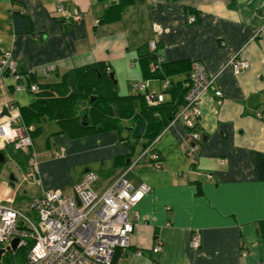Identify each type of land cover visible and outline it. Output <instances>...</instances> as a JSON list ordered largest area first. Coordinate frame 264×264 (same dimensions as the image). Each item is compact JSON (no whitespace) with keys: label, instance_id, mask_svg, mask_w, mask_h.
Returning <instances> with one entry per match:
<instances>
[{"label":"crops","instance_id":"obj_1","mask_svg":"<svg viewBox=\"0 0 264 264\" xmlns=\"http://www.w3.org/2000/svg\"><path fill=\"white\" fill-rule=\"evenodd\" d=\"M116 3L0 0V54L10 51L22 70L34 68L44 91H14L13 78L0 72V122L8 117L2 107L10 114L16 104L32 131L36 172L26 176L30 162L19 158L28 184L22 195L29 202L45 191L67 192L86 171L97 175L94 188L102 191L124 174L150 191L132 208L130 245L116 248L113 264H264V0H131L119 19L104 21ZM75 13L78 19L64 18ZM22 16L28 30H20ZM150 40L151 52L176 68L166 80L144 74L140 55L150 52ZM236 56L249 64L238 73L229 64ZM194 60L216 77L222 96L209 90L202 97L198 149L189 153V130L169 111L182 106ZM46 65L55 69L43 75ZM86 66L113 75L115 85L104 80L97 95L114 92L109 103L117 117L89 113L84 123L87 104L84 96L71 100L68 73ZM138 82L164 94L169 107L158 115L167 118L159 131L143 112L145 90H131ZM150 144L160 167L142 155ZM14 187L0 181V198L13 197V204Z\"/></svg>","mask_w":264,"mask_h":264},{"label":"built area","instance_id":"obj_2","mask_svg":"<svg viewBox=\"0 0 264 264\" xmlns=\"http://www.w3.org/2000/svg\"><path fill=\"white\" fill-rule=\"evenodd\" d=\"M58 11H62L58 7ZM67 19H78V14L64 15ZM194 21V17H190ZM150 51H154V40L147 42ZM158 62L162 59L158 56ZM235 73L246 69L248 62L238 56L229 61ZM55 69L54 65L41 67L43 75H48ZM107 68V72H109ZM0 72L13 78V90L38 91V82L31 78L36 74L34 68L21 69L12 57L10 51L0 54ZM215 76L205 71L202 62L194 60L189 73L188 90L184 95L182 107L175 112L172 119L181 118L189 130V153L198 149L200 134L197 131L201 118L200 102L204 94L211 90L215 97L222 96L216 86ZM167 86V85H166ZM146 89V84H132V92ZM145 100L151 104L164 101L162 92L146 91ZM221 100H218L220 103ZM9 110V109H8ZM10 115L0 122V150L7 146L28 154L32 150L31 127L20 124V113L16 104L10 106ZM148 153L155 167H160L158 153L153 150L152 144L142 151ZM60 155V152H56ZM30 168L26 176L32 177L36 172V163L30 157ZM133 165L129 168H131ZM97 175L92 171L83 173L79 182L64 192L59 189L45 191L41 196L28 202V210L32 218L26 216L19 208L12 206L13 197L0 198V249L1 254L14 253L31 241L25 260L22 264H113V255L116 248H126L130 245V234L134 224L130 219L132 208L150 191L146 183L133 187L124 174L119 175L102 191H97L94 184ZM79 202V204H78ZM33 220H36L35 223ZM17 238L16 250H6L11 241ZM200 235L193 232L190 242L198 247ZM160 246L154 247L158 252ZM13 264H18L17 262Z\"/></svg>","mask_w":264,"mask_h":264},{"label":"trees","instance_id":"obj_3","mask_svg":"<svg viewBox=\"0 0 264 264\" xmlns=\"http://www.w3.org/2000/svg\"><path fill=\"white\" fill-rule=\"evenodd\" d=\"M130 2H131V0H119V3L110 4L105 9V15L103 16V20L107 21V20L119 19L121 12L123 11V9L128 4H130ZM21 18L23 19V25L20 26V30H28V28H27L28 19L26 17H23V16ZM17 19L18 18L15 17V21H19V19L18 20ZM157 57H158L157 54L155 52H151V51L150 52L149 51L145 52V54L140 55V59L145 61L144 74H145V76L162 77V78H164L166 80V78H167V76L169 74L175 73L176 68H175V66L173 64L172 65L171 64H165L163 61L158 62ZM79 70H81L82 74H78L77 75V73H78L77 69L71 71L74 74L75 91L72 90V94H71L72 97L70 96V98H71V100L74 98L73 99L74 101H75V99L77 100L78 98L80 100V96H84V98H86V95H87L88 91H90L89 86L91 85V83L92 82H97V81L100 82V81L104 80L105 77H106V75H103V73L101 72L99 67L92 68L91 66H86V67H83L82 69H79ZM90 72H93L91 74L92 76L89 75ZM97 74L99 75L98 77H97ZM108 76H109V74H108ZM107 79L109 81H106V82H109L111 87H113V85H115V79L114 78H110V76ZM31 80L35 81L34 76L31 78ZM69 80L70 79L68 78V83H69ZM188 81H189V79H188ZM143 83H145V82H143ZM168 86H169V82L167 84V87ZM187 90H188V85H187L185 93L187 92ZM42 91H43V89L41 88V84L38 83V91L35 92L34 94H40ZM145 92H146V89H145ZM113 93L114 92L112 91V95H105V96L104 95H97L95 97H91V98H94V100L93 101L89 100V102L92 104L93 108H95L96 111L94 109H92L93 111H89V108H87L86 111L83 114L84 121H86L85 118H86V116L89 115V113H90L91 117H93V115L94 116L98 115V113L102 114L105 117L106 116L107 117H112V118L113 117H117L118 116V110L116 108V105H114L112 103H109V100L111 101V100H113V98H116V95L113 94ZM185 93H184V95H185ZM144 94H142V96H141L142 99L145 101V103H144L145 106H144L143 112H148L150 114V121H149L150 125L152 123H156V124L159 123L160 124V125L158 124V131H159V130H161L163 128V124L166 123V121H167L166 119L167 118H165L164 115H162V117L160 118V117H158V115H159V113L161 114V112L165 108L168 109L169 106H167L166 103H164V101L160 102V103H157V104H154V105H151L145 100ZM61 99L63 100L64 98H61ZM66 99L67 98H65V100H63V101L61 100L62 101L61 103L64 102L65 105L68 104L70 102V100L67 101ZM182 104H183V102H182ZM66 107H69V109H70V105L66 106ZM175 108H177V107L173 106V107L170 108V111H169L172 114V119L174 117L175 112H177V110H178V108L177 109H175ZM19 123L28 127V124H26L25 121H24V116L21 113V110H20V121H19ZM147 124L146 123L142 124V129L140 131L143 132L145 129H147ZM88 126H90V125H86L84 127H88ZM31 133H32V131H30V135H31V138H32V134ZM13 150H14L13 152L16 153L15 155L23 156V158L26 159V161H28V162L30 160V157L33 155V151L32 150L28 154H23L20 151L15 150V149H13ZM31 243L32 242L29 241L26 246L17 249L14 253L9 252L10 255L7 254L6 257H5V260L7 261V263H8V261H10L11 256L14 255L16 259H14L13 263L17 262L18 264H22L24 262V260H25L26 253H27L29 247L31 246Z\"/></svg>","mask_w":264,"mask_h":264},{"label":"rangeland","instance_id":"obj_4","mask_svg":"<svg viewBox=\"0 0 264 264\" xmlns=\"http://www.w3.org/2000/svg\"><path fill=\"white\" fill-rule=\"evenodd\" d=\"M105 81H109L107 78H109L108 73L105 74ZM99 75L97 74V77ZM96 79V78H95ZM97 81V82H92L91 85L89 86L90 91H88L86 98L84 99L85 103L87 104V108H89V111H93L92 109L95 110V108H93L92 104L89 102V100L91 99V97H95L97 96L98 92H99V88L103 85V81ZM91 109V110H90ZM86 111V109L84 110V112ZM96 111V110H95ZM86 120H88L86 118ZM86 121H84L85 123ZM147 146L144 148L146 149ZM11 146L8 149V151H14L13 149L11 150ZM6 151V161L2 164V168L0 169V181L4 180L6 183H10V176L12 175L15 179L14 181V191H17V199L15 200V202L13 204H11L12 206L16 207V208H20L23 213H25L26 216L32 218V214L31 212H29V210L27 209L28 207V195L27 196H23L22 194L24 193V190L26 189V186L28 185L27 182L24 180L23 175L25 174L24 172V168H25V163L24 162H20L19 158L23 156H19V155H15L16 153L13 154V156H10L9 152ZM35 223L37 222L36 220H33ZM9 253H6L3 257H2V264H13V261L15 258L14 255L11 256L10 261L5 260L6 255ZM10 255V254H9Z\"/></svg>","mask_w":264,"mask_h":264},{"label":"water","instance_id":"obj_5","mask_svg":"<svg viewBox=\"0 0 264 264\" xmlns=\"http://www.w3.org/2000/svg\"><path fill=\"white\" fill-rule=\"evenodd\" d=\"M110 76V78H113V75L112 74H110L109 75ZM69 85H70V87L72 88V90L73 91H75V84H74V74H73V72H70L69 73ZM94 100V98H91L90 99V101H93ZM3 115H7V116H9L10 114H9V112H8V109H7V107H2V111H1V116H3ZM6 161V157H5V154H4V152H3V150H0V164H2V163H4ZM10 180H11V184L12 185H14V177L11 175L10 176ZM78 204H79V202H78ZM17 243H18V239L17 238H15V239H13L12 241H11V245L10 246H8L7 248H6V250H13V251H15L16 250V246H17ZM5 251V249H0V258H1V254L3 253ZM1 264V263H0Z\"/></svg>","mask_w":264,"mask_h":264}]
</instances>
